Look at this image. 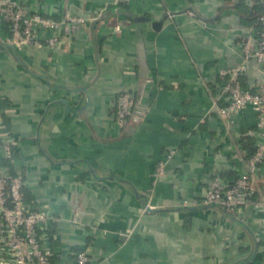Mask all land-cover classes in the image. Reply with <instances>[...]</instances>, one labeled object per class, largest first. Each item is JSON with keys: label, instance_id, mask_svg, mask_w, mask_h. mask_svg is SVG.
I'll list each match as a JSON object with an SVG mask.
<instances>
[{"label": "crops", "instance_id": "obj_1", "mask_svg": "<svg viewBox=\"0 0 264 264\" xmlns=\"http://www.w3.org/2000/svg\"><path fill=\"white\" fill-rule=\"evenodd\" d=\"M10 1L53 18L99 15L52 46L10 45L0 16V144L15 149L0 146V171L54 218L38 231L51 264H77L78 248L93 264H264V161L252 204L230 214L200 203L215 175L245 170L260 139L250 108L232 123L216 111L218 70L241 60L256 0H119L104 11L110 0ZM257 80L264 64L252 58L242 86ZM122 92L133 96L124 126ZM3 237L0 219L9 264Z\"/></svg>", "mask_w": 264, "mask_h": 264}, {"label": "built area", "instance_id": "obj_2", "mask_svg": "<svg viewBox=\"0 0 264 264\" xmlns=\"http://www.w3.org/2000/svg\"><path fill=\"white\" fill-rule=\"evenodd\" d=\"M119 0H110L104 4L101 11L109 6H117ZM263 8H264V0ZM190 14H194L190 11ZM0 16L4 22H9L10 45L32 43L41 45L46 43L54 45L60 38L72 34L80 26L99 18L71 15L65 12L59 18L44 16L37 12H29L21 3L10 0H0ZM261 24L260 31L256 34L242 38V58L234 66L220 68L217 73L218 100L222 105L216 106L218 115L229 122L236 119L247 109L256 112V126L259 140L255 152L249 156L246 168L239 173L234 182H223L215 175L206 189L202 204H216L227 213L235 214L239 209L255 202L258 191L257 170L264 161V84L260 81L254 83L253 88H244L241 75L245 72L249 60L255 58L264 64V11L258 17ZM53 32L54 36L39 38V32ZM115 119L120 126L127 123L133 107V96L129 92L118 94L115 99ZM0 146L10 151L11 144L5 140ZM170 151L166 159L172 155ZM165 160L157 162L154 176L163 173ZM22 178L8 176L0 171V218L4 237L3 248L9 255V264H51L46 252L39 241V230L47 229L54 218L42 210L30 208L23 198ZM264 205V199L261 200ZM77 264H93L87 256L86 250L81 249L76 254ZM242 264H251L244 262Z\"/></svg>", "mask_w": 264, "mask_h": 264}, {"label": "trees", "instance_id": "obj_3", "mask_svg": "<svg viewBox=\"0 0 264 264\" xmlns=\"http://www.w3.org/2000/svg\"><path fill=\"white\" fill-rule=\"evenodd\" d=\"M256 7H254L255 9H257V14H252L253 16H248V17H250V18H253V21H252V25H253V28H254V31L253 32H255L256 34L260 31V29H261V24H260V22H259V20H258V17L263 13V11H264V8H263V2H262V0H256ZM118 5L120 6V4L118 3ZM242 12H245L246 13V9L245 10H242ZM248 13V12H247ZM243 15V14H242ZM243 17H245V16H243ZM247 17V16H246ZM4 26L6 27V29L8 30V33H9V35H10V30H9V27H10V24H9V22H4ZM242 78V75H241V77H240V79ZM242 83V82H241ZM218 87V86H217ZM244 88H246L245 86H243ZM222 105V104H221ZM244 141H249V138H247L246 140H244ZM243 146L244 147H246V145L245 144H243ZM255 149H256V144L254 145V144H252L251 143V145H249V148H248V153H247V155L246 156H244V158H245V160H246V162H247V160H248V158H249V156H251L254 152H255ZM11 152L14 154V152H15V149H14V146H11ZM239 175V174H238ZM238 175L236 176V178L238 177ZM236 178H234L230 183H232V182H234L235 181V179ZM21 192H22V195H23V187L21 188ZM23 198H24V195H23ZM25 199V198H24ZM1 219V218H0ZM39 241H40V239H39ZM41 243V242H40ZM81 249L80 248H78L77 250H76V254L80 251ZM48 256V255H47ZM48 259L50 260V258L48 257Z\"/></svg>", "mask_w": 264, "mask_h": 264}, {"label": "water", "instance_id": "obj_4", "mask_svg": "<svg viewBox=\"0 0 264 264\" xmlns=\"http://www.w3.org/2000/svg\"><path fill=\"white\" fill-rule=\"evenodd\" d=\"M207 205H208V204H207ZM148 207H149V206H148ZM148 207H146V210H147V211L152 210L151 208H148Z\"/></svg>", "mask_w": 264, "mask_h": 264}, {"label": "rangeland", "instance_id": "obj_5", "mask_svg": "<svg viewBox=\"0 0 264 264\" xmlns=\"http://www.w3.org/2000/svg\"><path fill=\"white\" fill-rule=\"evenodd\" d=\"M18 46V45H17Z\"/></svg>", "mask_w": 264, "mask_h": 264}]
</instances>
